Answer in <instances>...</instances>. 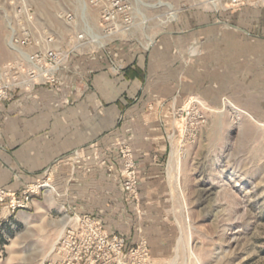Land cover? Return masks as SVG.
<instances>
[{
	"label": "crops",
	"instance_id": "obj_1",
	"mask_svg": "<svg viewBox=\"0 0 264 264\" xmlns=\"http://www.w3.org/2000/svg\"><path fill=\"white\" fill-rule=\"evenodd\" d=\"M115 58L125 72L113 73L104 55L75 58L61 75V93L37 86L0 101V190L22 193L39 181L54 187L24 210L0 204V240L13 223L25 226L34 216L48 220L65 212L113 221L109 227L118 228L131 210L137 233L143 231L138 238H145L154 260H160L158 253L167 250L172 236L160 230L152 238L148 227L144 233L135 209L124 206L117 171L100 161L117 168L118 143L132 149L147 219L164 200L175 107L192 96L210 107L226 99L264 124L263 8L244 6L223 18L184 15L150 50L122 47Z\"/></svg>",
	"mask_w": 264,
	"mask_h": 264
},
{
	"label": "rangeland",
	"instance_id": "obj_2",
	"mask_svg": "<svg viewBox=\"0 0 264 264\" xmlns=\"http://www.w3.org/2000/svg\"><path fill=\"white\" fill-rule=\"evenodd\" d=\"M91 1L0 0V73L18 61L19 55L13 50L16 47L9 42V21L19 4L30 5L36 12L33 34L53 35L59 53L73 51L70 62L104 55L109 63L117 61L116 54L122 47L150 50L184 15L223 18L244 7H233L229 0H119L123 11L117 8L115 20L106 21L101 9ZM174 12L176 19L171 17ZM84 31L87 39H80ZM149 37L154 41L147 48ZM74 76L82 78L78 71H74ZM168 137L164 200L154 205L153 214L147 219L140 190L138 214L136 204L127 201L121 191L122 165H113L114 170H109L111 164L106 160L108 171H117L124 206L135 209L137 221L145 225L144 233L148 227L152 238L158 237L160 230L172 236L169 247L158 253L162 258L155 263L264 264V124L233 108L226 99L220 106L210 107L192 96L173 109ZM174 154L180 158V166L170 174L169 163ZM18 210L24 209L15 211ZM128 211L122 220L124 225L110 228L113 221L104 225L110 233L124 234L128 243L134 245L143 239L138 238L143 231L137 233L136 221ZM65 217L70 220L64 212L48 220L34 216L25 226L13 223L7 238L0 240V264H50ZM188 233L190 243L177 252L179 241Z\"/></svg>",
	"mask_w": 264,
	"mask_h": 264
},
{
	"label": "built area",
	"instance_id": "obj_3",
	"mask_svg": "<svg viewBox=\"0 0 264 264\" xmlns=\"http://www.w3.org/2000/svg\"><path fill=\"white\" fill-rule=\"evenodd\" d=\"M91 4L101 9L106 21L115 20L117 8L123 11L119 0H92ZM229 4L233 7L249 5L264 9V0H229ZM36 21V12L32 6L19 4L14 7V17L9 21V42L16 47L13 50L19 57L15 65H9L4 69V74L0 73V101H10L13 92L31 91L37 86H50L56 93L63 91L61 75L67 69L73 51L59 53L53 35L45 32L33 34L32 27ZM87 36L84 31L79 38L87 39ZM151 46L148 45L147 48ZM110 64V69L115 74L126 71L120 61L111 60ZM13 72L15 75H12ZM118 146L121 176L124 179L121 191L127 201L136 204L139 214L137 163L129 146L121 143ZM95 158H99L97 154ZM100 164L108 167L106 160L100 161ZM108 168L114 170L113 165ZM50 189L54 190L51 183L39 181L28 186L22 193L0 190V204L14 211L17 208L25 209L34 195ZM139 232L142 233L141 229ZM155 262L145 238L130 245L125 236L110 233L102 220L72 215L70 223L54 246L50 264H156Z\"/></svg>",
	"mask_w": 264,
	"mask_h": 264
},
{
	"label": "bare ground",
	"instance_id": "obj_4",
	"mask_svg": "<svg viewBox=\"0 0 264 264\" xmlns=\"http://www.w3.org/2000/svg\"><path fill=\"white\" fill-rule=\"evenodd\" d=\"M171 17L172 18H174V19H176L177 18V13L176 12H174V13H172L171 14ZM149 39H150V37H149ZM153 37H152V39H150V42H149V44L148 45H151L152 43H153ZM95 43V42H94ZM99 43V42H98ZM179 163H180V158L176 155V154H174L173 155V157H172V159H171V161H170V163H169V169H170V174H172L173 172H175V171H177V170H179ZM70 223V220H69V218L68 217H65L64 218V220H63V223H62V232L64 231V229L68 226V224ZM190 234L188 233V234H185V235H183V237L181 238V240L179 241V245H178V248H177V252H179V251H181L183 248V246L186 244V243H190ZM187 244V245H188ZM185 247V246H184Z\"/></svg>",
	"mask_w": 264,
	"mask_h": 264
},
{
	"label": "trees",
	"instance_id": "obj_5",
	"mask_svg": "<svg viewBox=\"0 0 264 264\" xmlns=\"http://www.w3.org/2000/svg\"><path fill=\"white\" fill-rule=\"evenodd\" d=\"M2 240V239H1Z\"/></svg>",
	"mask_w": 264,
	"mask_h": 264
}]
</instances>
